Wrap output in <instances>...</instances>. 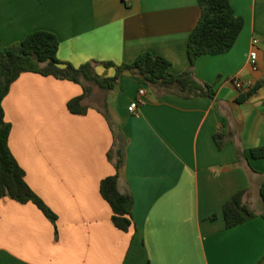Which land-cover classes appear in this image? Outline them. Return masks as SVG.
<instances>
[{"label": "crops", "instance_id": "1", "mask_svg": "<svg viewBox=\"0 0 264 264\" xmlns=\"http://www.w3.org/2000/svg\"><path fill=\"white\" fill-rule=\"evenodd\" d=\"M228 1L242 21L234 46L199 57L192 69L197 84L213 86V98L152 89L125 71L110 90L89 87L86 113L74 115L66 105L80 85L34 73L12 83L2 102L8 146L56 220L0 198V264H264V158L249 155L264 146V84L238 102L230 81L264 80V0ZM200 12L197 0H0V46L46 31L59 41V61L91 62L101 78L116 74L102 63L127 65L142 53L163 57L177 76L189 66ZM216 134L226 141L221 148ZM117 138L125 144L118 189L133 198L135 228L127 232L113 226L99 192L115 173L108 154ZM240 190L256 217L226 229L223 205Z\"/></svg>", "mask_w": 264, "mask_h": 264}, {"label": "trees", "instance_id": "2", "mask_svg": "<svg viewBox=\"0 0 264 264\" xmlns=\"http://www.w3.org/2000/svg\"><path fill=\"white\" fill-rule=\"evenodd\" d=\"M200 17L189 34L187 57L189 66L180 75L172 76L168 69L170 63L163 57L150 53L140 54L131 64L115 66L113 63H102L105 67H114L115 76L101 78L94 73L93 63L87 62L77 68L57 59L59 41L46 31H36L27 35L22 41L8 47L0 46V198H9L16 203L35 205L51 222L56 216L42 203L25 182L24 171L17 164L8 146L11 125L5 121L2 102L10 86L22 74L34 73L44 77H53L78 84L82 94L67 102V110L74 115H84L87 108L82 104L90 89L86 83H93L101 90L113 88L122 72L129 71L140 84L152 89H177L189 95H205L213 98L212 85H199L192 78L195 61L203 55H219L229 52L234 46L242 29V21L237 18L228 0H197ZM264 80L250 87L241 94L238 102L247 100ZM214 142L218 148L225 144L223 135L216 134ZM124 147L122 139H115L109 157H114L115 173L104 178L99 185L102 199L109 205L113 226L123 232L135 228L132 218L133 198L129 191L121 193L118 189L119 170L124 164ZM254 159L264 158V146L249 151ZM245 191H237L224 205L223 218L226 229L239 226L255 218L256 213L243 201ZM263 205L264 219V182L259 188ZM213 219V217H212Z\"/></svg>", "mask_w": 264, "mask_h": 264}, {"label": "built area", "instance_id": "3", "mask_svg": "<svg viewBox=\"0 0 264 264\" xmlns=\"http://www.w3.org/2000/svg\"><path fill=\"white\" fill-rule=\"evenodd\" d=\"M253 43L255 44L256 41H253ZM257 54L255 51H251L249 54H248V63L252 69V71H257ZM230 81L233 83L235 89H237L239 92L244 90V89H249L252 85L251 83H247L246 84V87H244V84L240 81H238L237 79L235 78H231ZM144 95V90L143 89H140L138 91V97L140 98L141 96ZM140 102V99L139 101ZM138 102H132L130 103V105L127 107V110L128 112L130 113H133L136 111L137 109V106H138Z\"/></svg>", "mask_w": 264, "mask_h": 264}, {"label": "rangeland", "instance_id": "4", "mask_svg": "<svg viewBox=\"0 0 264 264\" xmlns=\"http://www.w3.org/2000/svg\"><path fill=\"white\" fill-rule=\"evenodd\" d=\"M85 85H87L88 87H91V88H93V89H94V87H95V85L92 84V83H86Z\"/></svg>", "mask_w": 264, "mask_h": 264}, {"label": "water", "instance_id": "5", "mask_svg": "<svg viewBox=\"0 0 264 264\" xmlns=\"http://www.w3.org/2000/svg\"><path fill=\"white\" fill-rule=\"evenodd\" d=\"M128 75H131V73L129 71L126 72Z\"/></svg>", "mask_w": 264, "mask_h": 264}]
</instances>
